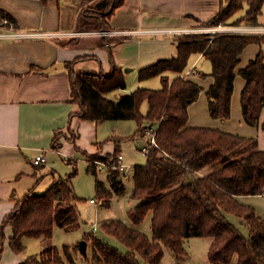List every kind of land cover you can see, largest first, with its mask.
<instances>
[{"label": "trees", "instance_id": "1", "mask_svg": "<svg viewBox=\"0 0 264 264\" xmlns=\"http://www.w3.org/2000/svg\"><path fill=\"white\" fill-rule=\"evenodd\" d=\"M123 1L108 0L105 10L89 11V19L96 17L89 30H108L107 17ZM226 1L203 25L259 24L264 0ZM239 11L243 15L234 18ZM4 16L15 22L11 15L0 12V17ZM89 22L92 20L84 19L81 26ZM254 42L264 44V33L187 34L180 39L176 57L139 70L140 79L162 75L161 88L140 87L117 99L107 94L126 87L121 66L114 64L109 73H84L75 71L73 62L66 63L70 68L72 99L80 104L76 114L82 119H133L139 132L146 123L154 127L156 144L150 146L146 163L138 164L134 172L131 197L139 203L128 211L134 225L152 213V236L123 220H112L103 223L102 229L124 248L101 237L93 238L91 256L83 254L79 244L73 248L64 244L62 249L55 246L52 237L56 224L65 230L81 225L77 204L80 198L73 183L75 168L66 177L57 178L45 192L34 188L16 199L14 209L0 225V258L6 240L4 229L9 225V243L16 253L25 250V237H42L40 253L31 254L18 264H76V254L85 257L88 264H163L166 248L177 261L187 258L185 239L192 236L213 239L208 251L212 264H264V218L253 206L238 199L240 195L264 194V149L255 137L189 125L188 109L198 99L202 86L184 73L193 52H202L212 62L210 75L214 81L207 91L209 112L213 118L227 120L232 114L240 54ZM167 71L178 75L171 80L164 75ZM240 74L246 80L241 94L243 116L248 124L256 125L264 107V48L240 69ZM146 101L149 107L143 112ZM61 136L58 133L56 141ZM87 170L97 172L93 163ZM110 177L115 192L123 193L119 170H112ZM96 194L103 204H110L113 192L100 179L96 180ZM227 213H234L247 223L248 236L229 221Z\"/></svg>", "mask_w": 264, "mask_h": 264}, {"label": "crops", "instance_id": "2", "mask_svg": "<svg viewBox=\"0 0 264 264\" xmlns=\"http://www.w3.org/2000/svg\"><path fill=\"white\" fill-rule=\"evenodd\" d=\"M100 1L0 0V12L13 17L18 31L30 34L21 38H0V224L14 209L17 198L34 188L39 192V186L46 175L50 176L46 190L57 178L67 176H58L53 169L62 160L73 163L80 156H85L89 166L95 155L112 157L122 153L124 166L119 170L120 179L125 189L124 178L131 176L134 187V172L138 164L132 165L130 154L136 151L141 142L142 147L146 145V138L139 134L138 124L133 119L95 122L78 116L76 112L80 104L72 99L70 68L66 63L73 62V69L84 73H109L114 64L121 66L127 85L107 94L113 99L140 87L159 89L163 85L162 75L140 79L139 70L161 59L176 57L180 39L187 34L218 32L219 26L202 25L220 10L223 2L124 0L107 17V35L100 34L97 32L99 30L78 31L79 24L76 21L87 19L86 10H101L102 6L92 7ZM106 2L104 0V4ZM220 25L221 30L228 32L232 28L234 32L241 33L245 30L248 33L264 32V23L260 18L257 26ZM169 29L175 32L170 33ZM262 48L264 44L254 42L247 45L240 54L232 95V114L227 120L213 118L209 112L207 91L214 81L210 75L212 62L202 52H193L189 56L184 73L202 86L198 99L189 106V125L214 127L241 136L255 137L259 147L264 149V107L256 125L245 121L241 94L246 80L240 74V69L255 58ZM57 62H63L64 66L43 72ZM127 67L130 70L126 71ZM199 72L208 75L201 76ZM164 75L172 80L178 73L167 71ZM148 107V102H144L142 111L146 112ZM150 127L154 128L153 125ZM58 133L62 136L56 141ZM41 153L46 156V161L36 164L35 159ZM98 172L95 174V188L96 180L100 179L116 193L112 187L111 171L103 172L105 178H99ZM257 196L264 194L240 195L238 199L246 203L250 197ZM130 198L134 200L133 208L139 200L131 195ZM91 201L97 202L96 198H91ZM259 215L264 218L263 214ZM124 221L142 230L139 224H132L129 217V222ZM8 228V236L4 229L6 240L2 257L6 256L4 264H18L25 259L23 253L26 248L21 253L11 248L9 237L12 228L9 225ZM28 238L23 239L26 247ZM189 238L185 239V243ZM38 239L41 244L42 237ZM114 245L124 248L120 244ZM87 248L91 256L92 245L89 243ZM188 252L187 258L190 257Z\"/></svg>", "mask_w": 264, "mask_h": 264}, {"label": "rangeland", "instance_id": "3", "mask_svg": "<svg viewBox=\"0 0 264 264\" xmlns=\"http://www.w3.org/2000/svg\"><path fill=\"white\" fill-rule=\"evenodd\" d=\"M108 1V0H107ZM107 2L104 4V0H101L99 3L93 4V8H97L98 6H102L100 9L105 10L106 9ZM93 9L86 10L87 11V20H92V22H89L85 26H81L80 21H76L78 25L77 29L78 31H84L91 29L93 25V21L96 17L91 16L89 19L88 11H91ZM96 10V9H95ZM244 12L239 11L234 18H237L240 15H243ZM86 18V17H85ZM233 18V20H234ZM232 21V19H231ZM230 21V22H231ZM260 21L264 23V9L263 13L261 14ZM69 22V21H65ZM72 24V22H69V24ZM214 25V26H219ZM224 25H230L232 27L235 26H248L249 24H246L242 22L240 25L237 23H228ZM251 25V24H250ZM206 27H214L213 25H202ZM251 26H257V25H251ZM228 30H220L218 32L222 33H241V32H234V30L227 32ZM246 31V30H245ZM242 33H248V31ZM213 32V33H218ZM196 33H205V32H196ZM259 33V34H263ZM144 107V106H143ZM139 134H143L146 138V142H150L152 138L154 137V129L150 127L149 123H146L145 126L142 125L141 130ZM128 141V140H126ZM125 141V142H126ZM130 141V140H129ZM142 144V142H141ZM136 147V151L132 152L130 154L132 158V165L135 164H144L147 161V156L143 154L142 152V145ZM76 161H73V163H68V161H63L53 167L54 172L58 173V176L61 174L63 176L68 175L72 173V171L77 168V174L73 178V183L75 187L76 194L80 198L78 201V209L81 216V225L79 228L74 230H65L63 228L54 226L53 230V237H52V243L57 246L58 248L62 249V246L64 244H72L74 242H77L81 239H86L88 241V247L89 243L93 246V238L94 237H102L105 238L106 241L119 245V241L114 237H109L102 229V224L112 220H126L128 221V211L133 206L134 200L130 198L131 195V189L133 187V181L132 177L128 176L124 178V184L125 189L124 192L121 194L113 193V196L111 198L110 204L103 205L102 200L97 196L96 194V188H95V173H91L87 170L88 163L84 157H79L75 159ZM99 178H105V174L103 171L98 172ZM50 179V176L46 175L45 180L41 182V185L39 186V192H45L46 185L48 184ZM91 198H96L97 202H92ZM248 202L245 204L253 206L257 213L264 215V196H257V197H250L247 199ZM151 217L152 213L149 212L144 219L139 224V227L146 231L149 236H152V228H151ZM227 218L230 222H232L235 226L238 227V229L245 235H249V227L247 223H245L239 216H237L234 213H227ZM129 222V221H128ZM127 223V222H126ZM129 224V223H128ZM1 225V224H0ZM131 225V223H130ZM94 227H97V229H93ZM5 232L8 236L9 228L8 226L5 227ZM87 238H86V237ZM90 236V239L88 238ZM39 237H29L28 245L26 247V251H24L23 255L24 258L31 254L40 253L42 249V243L40 244V241L38 239ZM108 240H107V239ZM210 237H203V236H192L188 240H186L185 246L190 251V257L187 259H183L181 261H177L174 256L171 254V251L169 249H165V254L163 257V264H210L208 260V248L210 243ZM80 242V241H79ZM77 242L75 245H71V247H75L79 244ZM76 252V251H75ZM87 253L89 255V250L87 248ZM76 264H88L85 261V257L76 254ZM6 260V256L0 260V264H4V261Z\"/></svg>", "mask_w": 264, "mask_h": 264}, {"label": "built area", "instance_id": "4", "mask_svg": "<svg viewBox=\"0 0 264 264\" xmlns=\"http://www.w3.org/2000/svg\"><path fill=\"white\" fill-rule=\"evenodd\" d=\"M218 28L219 29L217 31H220L221 25H219ZM97 32L103 35L108 34L107 30H99ZM168 32L172 33V32H175V30L169 29ZM29 35H30L29 33L18 31L15 27L14 21L10 17L8 16L0 17V38H21V37H25ZM153 144H156L154 137L152 138L150 142H148L146 145L142 147L143 154L147 155L149 152L150 146ZM122 160H123V154L119 153L116 156H112L107 159H103V158L92 159L91 163L95 165V168L97 171L109 172L112 170H121L122 167L124 166V164L122 163ZM45 161H46V156L44 155V153H41L35 159L36 164H40ZM94 229L96 230L97 227H94Z\"/></svg>", "mask_w": 264, "mask_h": 264}, {"label": "water", "instance_id": "5", "mask_svg": "<svg viewBox=\"0 0 264 264\" xmlns=\"http://www.w3.org/2000/svg\"><path fill=\"white\" fill-rule=\"evenodd\" d=\"M63 66H64L63 62H57V63H54L53 65H51L50 67L44 69L43 72H50V71H52V70H54L56 68H62ZM125 70L126 71L130 70V67H127ZM87 245H88V241L86 239H81L80 240L79 247H80V250H81V252L83 254L87 253Z\"/></svg>", "mask_w": 264, "mask_h": 264}]
</instances>
